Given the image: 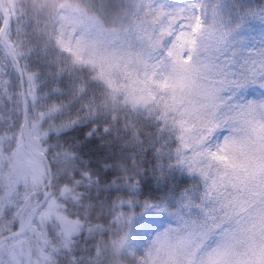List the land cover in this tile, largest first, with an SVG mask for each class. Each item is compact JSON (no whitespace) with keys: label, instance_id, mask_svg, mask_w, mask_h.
<instances>
[{"label":"snow or ice","instance_id":"obj_1","mask_svg":"<svg viewBox=\"0 0 264 264\" xmlns=\"http://www.w3.org/2000/svg\"><path fill=\"white\" fill-rule=\"evenodd\" d=\"M0 264H264V0H0Z\"/></svg>","mask_w":264,"mask_h":264},{"label":"trees","instance_id":"obj_2","mask_svg":"<svg viewBox=\"0 0 264 264\" xmlns=\"http://www.w3.org/2000/svg\"><path fill=\"white\" fill-rule=\"evenodd\" d=\"M252 23H253V25L256 27V29H257V31H258L259 28H260L259 21H253Z\"/></svg>","mask_w":264,"mask_h":264}]
</instances>
